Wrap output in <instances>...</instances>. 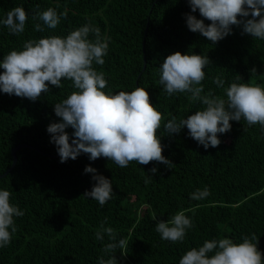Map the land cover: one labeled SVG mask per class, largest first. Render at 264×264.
Here are the masks:
<instances>
[{
	"label": "trees",
	"instance_id": "obj_1",
	"mask_svg": "<svg viewBox=\"0 0 264 264\" xmlns=\"http://www.w3.org/2000/svg\"><path fill=\"white\" fill-rule=\"evenodd\" d=\"M15 7L28 13L25 31L14 35L0 23V61L10 51L23 50L29 40L66 37L85 24L98 27L108 52L105 63L93 67L105 73L104 91L115 94L140 87L148 92L151 105L163 114L157 132L162 155L175 166L133 161L121 168L103 157L91 161L87 154L61 163L47 128L62 122L54 105L76 91L72 82L63 79L61 88L49 84L50 91L35 102L0 92V176L13 164L12 150L24 145L17 151L15 168L0 178V190L11 192L10 203L24 212L14 218L17 231L10 244L0 248V264H98L101 256L112 255L103 252L108 236L96 239L105 218L104 227H112L117 240L128 242L115 253L118 264H179L187 251L205 241L228 238L242 243L253 234L264 254V129L249 126L243 118L230 121L231 131L218 136L221 144L208 149L192 139L186 127L169 136L163 127L168 120L175 117L179 123L205 106L192 101L190 93L169 96L159 83L164 59L180 52L211 61L204 69L201 95L212 92L226 99L232 83L264 86V40L242 35V27L233 26L231 35L213 44L188 29L186 14L203 17L198 10L191 12L187 0H0V21ZM48 8L58 15L67 12L56 29L38 18ZM37 23L44 31L34 30ZM89 38L95 39L93 34ZM217 77L223 87L214 82ZM73 131L66 129L70 137ZM86 166L111 180L115 195L103 207L82 197L95 183ZM153 167L158 170L154 175ZM148 175L152 179L145 184ZM204 188L210 195L191 199ZM180 211L194 227L182 242L163 240L156 223Z\"/></svg>",
	"mask_w": 264,
	"mask_h": 264
},
{
	"label": "clouds",
	"instance_id": "obj_2",
	"mask_svg": "<svg viewBox=\"0 0 264 264\" xmlns=\"http://www.w3.org/2000/svg\"><path fill=\"white\" fill-rule=\"evenodd\" d=\"M187 3L192 13L198 10L203 17L197 19L186 14L188 29L213 44L231 35L233 26L242 27V35L264 40V0H187ZM37 15L49 29H56L61 19L67 17V12L58 15L56 10L48 8ZM27 20L25 9L15 7L0 23L11 34L19 35L25 31ZM204 20L210 24L206 25ZM34 30L42 32L44 28L37 23ZM90 34L94 35V40L89 38ZM107 52L108 43L102 39L100 29L89 24L66 37L29 40L24 43L23 50L10 51L0 61V69L4 70L0 74V92L35 102L50 91L49 84L61 88L63 79L72 82L76 91L54 105L55 115L62 122L51 123L47 128L61 163L87 154L91 161L103 157L121 168L133 161L139 165L155 161L171 169L175 165L162 155L163 146L157 136L163 114L151 105L148 92L140 87L115 94L110 89L104 91L108 83L105 73L96 71L93 64L103 65ZM210 64L207 56L175 52L168 55L159 68V83L169 96L190 93L192 101H200L205 106L204 110L196 111L179 123L172 117L163 125L164 131L171 136L186 127L189 136L205 149L221 144L218 136L231 131L230 121L240 122L243 118L249 126L259 124L264 129V86L232 83L225 90L226 99L212 92L201 95L204 92V69ZM251 71L256 72V69ZM236 79L241 77L237 75ZM214 82L223 87L224 81L219 77ZM68 128L74 130L71 137L66 132ZM150 171L154 175L158 170L153 167ZM85 173H91L95 183L82 197L94 199L103 207L115 195L111 180L97 174L91 166L85 167ZM151 179L148 175L145 184ZM11 195L7 190H0V248L8 246L12 234L17 231L14 218L24 215L10 203ZM208 195L207 188L198 189L191 199L199 200ZM106 222L107 218L101 223L96 239L103 241L106 234L110 242L104 246L103 252L112 255L108 259L101 256L98 264H118L115 253L117 249H125L128 242L117 240L115 230L104 227ZM193 227L192 220L180 211L166 222H157L155 231L163 240L182 242L186 231ZM257 243L255 234L251 238L243 237L242 243H234L228 238L208 240L203 246L187 251L179 264H264V254L258 250Z\"/></svg>",
	"mask_w": 264,
	"mask_h": 264
},
{
	"label": "water",
	"instance_id": "obj_3",
	"mask_svg": "<svg viewBox=\"0 0 264 264\" xmlns=\"http://www.w3.org/2000/svg\"><path fill=\"white\" fill-rule=\"evenodd\" d=\"M24 145H19L18 147L14 148L12 150V156H13V164L11 166V168L4 174V175H1L0 178H3L5 175H7L9 172H11L15 166L17 165L18 163V157H17V151L22 148Z\"/></svg>",
	"mask_w": 264,
	"mask_h": 264
}]
</instances>
